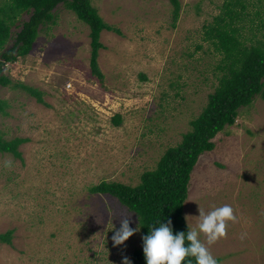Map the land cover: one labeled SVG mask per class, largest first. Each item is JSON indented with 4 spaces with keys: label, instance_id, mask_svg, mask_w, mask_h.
Instances as JSON below:
<instances>
[{
    "label": "rangeland",
    "instance_id": "1",
    "mask_svg": "<svg viewBox=\"0 0 264 264\" xmlns=\"http://www.w3.org/2000/svg\"><path fill=\"white\" fill-rule=\"evenodd\" d=\"M227 1L181 0L173 25L169 0H92L122 33L102 34V81L91 72L90 29L64 5L56 9L57 24L41 29L31 54L7 64L13 85L39 89L45 103L22 88L0 87L7 103L0 133L28 140L19 147L22 160L0 152V234L14 232L12 245H0V264L132 260L141 232L116 247L111 236L123 217L132 215L136 227V215L118 199L89 190L102 181L137 186L191 130L221 76V56L204 40V27ZM248 2L250 16L240 26L250 45L264 33L251 30L264 17V0ZM214 142L192 174L187 222L196 227L198 208L232 206L237 220L210 252L220 264H264V98L242 109ZM200 239L206 242L202 233Z\"/></svg>",
    "mask_w": 264,
    "mask_h": 264
},
{
    "label": "trees",
    "instance_id": "2",
    "mask_svg": "<svg viewBox=\"0 0 264 264\" xmlns=\"http://www.w3.org/2000/svg\"><path fill=\"white\" fill-rule=\"evenodd\" d=\"M172 5L173 25L178 22L181 0H169ZM249 0H229L223 12L213 23L204 27V40L211 42L221 56L216 67L218 85L209 95L208 103L202 113L191 121V130L183 135L180 144L170 147L161 157L155 170L142 175L137 186L119 182L102 181L92 186L93 195H108L119 200L121 205L137 217L141 237L148 230L158 227L160 222L172 221L174 233L190 229L185 219V203L189 197L192 174L202 155L214 151L215 138L228 127L236 124L240 111L250 107L257 97L264 98V33L262 39L255 34V40L248 45L240 26L251 6ZM64 5L77 19L90 29L92 74L99 80L104 76L99 67L100 51L104 49V31L121 35V31L109 25L100 15L92 0H0V87H19L28 92L39 103H45L39 89L22 83L13 85L11 77L5 73L7 64L16 63L28 57L33 51L41 29L57 24L56 9ZM29 15L28 20L23 16ZM257 12L256 17L260 18ZM254 23V20H251ZM13 28H17L13 31ZM251 30L264 32V17ZM203 49L201 45L198 50ZM7 103L0 100V113L5 114ZM116 126L122 125L121 115L113 118ZM25 138L6 140L0 133V152L12 154L22 160L19 147L27 143ZM13 230L0 234V245L13 244ZM195 264L194 258H186L182 264ZM218 264L221 259H217ZM133 264H146L141 248L132 255Z\"/></svg>",
    "mask_w": 264,
    "mask_h": 264
},
{
    "label": "clouds",
    "instance_id": "3",
    "mask_svg": "<svg viewBox=\"0 0 264 264\" xmlns=\"http://www.w3.org/2000/svg\"><path fill=\"white\" fill-rule=\"evenodd\" d=\"M198 211V224L190 229L187 227L186 232L174 233L172 221L169 219L166 223L160 222L158 227L149 229L148 234L141 237L146 264H182L186 258H194L195 264H218L209 246L226 236L228 222H236L237 217L232 206L227 204L208 212L199 208ZM132 222V215L119 220V227H114L111 236L113 247L122 245L134 233L140 231L139 223L133 228L130 226ZM201 233L204 234L206 242L200 239ZM121 264L133 262L124 256ZM188 264L191 262L188 261Z\"/></svg>",
    "mask_w": 264,
    "mask_h": 264
}]
</instances>
